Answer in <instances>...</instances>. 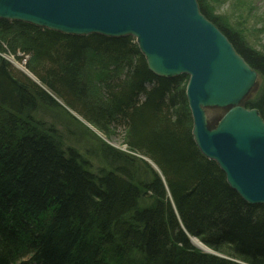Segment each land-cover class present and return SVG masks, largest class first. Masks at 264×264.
Here are the masks:
<instances>
[{
  "label": "trees",
  "instance_id": "obj_1",
  "mask_svg": "<svg viewBox=\"0 0 264 264\" xmlns=\"http://www.w3.org/2000/svg\"><path fill=\"white\" fill-rule=\"evenodd\" d=\"M201 12L259 73L258 97L244 107L264 120V56ZM6 52L28 57L26 68L67 109L109 139L120 131L122 145L157 170L84 128L103 164L93 172L38 114L61 110L80 122L0 57V264H264V205L245 202L199 150L184 76L155 75L131 36L0 19ZM94 62L103 70L98 88L84 75Z\"/></svg>",
  "mask_w": 264,
  "mask_h": 264
},
{
  "label": "water",
  "instance_id": "obj_2",
  "mask_svg": "<svg viewBox=\"0 0 264 264\" xmlns=\"http://www.w3.org/2000/svg\"><path fill=\"white\" fill-rule=\"evenodd\" d=\"M0 19L66 35L133 37L155 75L190 78L186 96L199 150L218 164L245 202L264 205V120L258 110L244 107L258 73L201 13L197 0H0ZM209 107L227 110L212 130L204 110ZM132 154L157 170L147 158Z\"/></svg>",
  "mask_w": 264,
  "mask_h": 264
},
{
  "label": "rangeland",
  "instance_id": "obj_3",
  "mask_svg": "<svg viewBox=\"0 0 264 264\" xmlns=\"http://www.w3.org/2000/svg\"><path fill=\"white\" fill-rule=\"evenodd\" d=\"M197 1L200 10H205L208 13L209 17L211 19L213 18L218 25L224 27L231 34H236L238 36V39L244 42L246 46H249L251 49L264 56V0ZM20 56H22V54H20ZM0 57L9 61L19 71H22V69L25 68L30 73V71L26 68V59L28 57H26V59L22 60L21 62L17 61L16 58H14L8 52L0 53ZM102 73L103 70L99 68V64L97 62H94L93 64H90V66L84 73L85 80L93 87L95 86L98 88L100 86L99 82L102 79ZM184 77L189 82L190 78L188 76ZM262 83L263 82L258 73V79L255 87L250 92L247 99H255L258 97V93L261 89ZM96 96H99V94H96ZM62 106L66 109L63 103ZM204 110L208 127L211 130L216 128L218 123L222 120L227 112L226 109L216 107H209L205 108ZM38 117L39 119H37L45 122L47 126L55 127L60 136L63 137L62 140L64 141L65 146L77 149L81 153V155L89 161V164L92 167L91 170L95 173L98 172L99 168H101L103 164L97 156L98 153L95 150L96 147L95 145H93L94 143L90 141L92 139L90 137H87L83 132L84 128L87 131L92 132V134L98 139L102 141L107 140L111 144V147L129 155H133L126 148V146L122 145V141L120 139V131H117L116 136H113V138L109 139L77 113H74V117L78 120V122H80V125L83 128H81L79 125H76L68 116L63 114L61 110L56 112L55 114H38ZM105 143L108 144L107 142ZM122 149H125L126 151ZM223 252L225 254H228L230 252L229 247H224ZM217 253L223 255L222 253Z\"/></svg>",
  "mask_w": 264,
  "mask_h": 264
},
{
  "label": "bare ground",
  "instance_id": "obj_4",
  "mask_svg": "<svg viewBox=\"0 0 264 264\" xmlns=\"http://www.w3.org/2000/svg\"><path fill=\"white\" fill-rule=\"evenodd\" d=\"M21 67V66H20ZM23 68V67H22ZM22 70H24L25 72L27 71L25 68L24 69H22ZM27 73L28 74H30L31 76H32V73L30 72H28L27 71ZM34 76V75H33ZM191 238H193V243H194V245H196L197 247H201V248H203V249H206L205 248V245L199 240V239H194L195 237H192L191 236Z\"/></svg>",
  "mask_w": 264,
  "mask_h": 264
}]
</instances>
